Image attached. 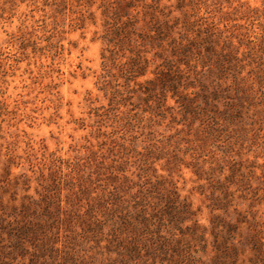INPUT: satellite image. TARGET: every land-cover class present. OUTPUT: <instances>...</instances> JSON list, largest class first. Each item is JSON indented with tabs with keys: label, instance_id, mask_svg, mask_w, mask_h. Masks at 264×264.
<instances>
[{
	"label": "rangeland",
	"instance_id": "374dc122",
	"mask_svg": "<svg viewBox=\"0 0 264 264\" xmlns=\"http://www.w3.org/2000/svg\"><path fill=\"white\" fill-rule=\"evenodd\" d=\"M104 1L117 2L0 0V185L28 179L35 199L59 197L71 232H80L76 210L97 208L103 191L135 186L130 194L142 187L154 197L168 184L208 229L213 217L225 218L213 200L229 184L225 219L234 223L237 209L264 238V0H194L193 19L212 23L235 50L212 125L183 116L170 94L149 97L153 67L129 73L128 53L107 35ZM194 165L206 172L201 179ZM65 234L74 237L61 231L59 243Z\"/></svg>",
	"mask_w": 264,
	"mask_h": 264
},
{
	"label": "trees",
	"instance_id": "16d2710c",
	"mask_svg": "<svg viewBox=\"0 0 264 264\" xmlns=\"http://www.w3.org/2000/svg\"><path fill=\"white\" fill-rule=\"evenodd\" d=\"M176 1L179 17L160 0L104 1L107 35L115 51L128 53L129 73L143 77L153 67V79L145 81L149 97L163 100L170 94L183 116L212 125L214 102L227 88L222 87L224 68L232 66L235 50L212 23L193 19L194 0ZM193 169L198 179L206 175L202 166ZM167 186L154 197V190L142 187L130 194L135 186L114 187L106 196L103 191L97 208L88 203L84 212L82 206L76 210L80 232H71L72 220L59 197L35 199L28 194V179L20 186L0 185V264H264L261 225L237 209L234 223L225 219L229 184L218 185L221 197L213 200V210H222L225 218L213 217L208 229L200 225L192 203L173 184ZM9 187L13 192L5 202ZM240 224L247 225L246 234ZM61 231L74 237L65 234L59 243Z\"/></svg>",
	"mask_w": 264,
	"mask_h": 264
}]
</instances>
